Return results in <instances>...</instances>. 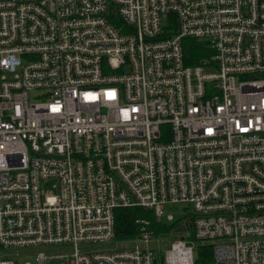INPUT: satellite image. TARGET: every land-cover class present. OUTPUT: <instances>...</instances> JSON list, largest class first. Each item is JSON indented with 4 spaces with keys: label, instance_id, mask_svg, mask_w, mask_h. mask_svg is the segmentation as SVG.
<instances>
[{
    "label": "built area",
    "instance_id": "built-area-1",
    "mask_svg": "<svg viewBox=\"0 0 264 264\" xmlns=\"http://www.w3.org/2000/svg\"><path fill=\"white\" fill-rule=\"evenodd\" d=\"M169 203V236L141 219L134 248H81L116 240V209L161 223ZM43 244L73 246L62 264H195L199 245L264 264V0H0V251Z\"/></svg>",
    "mask_w": 264,
    "mask_h": 264
},
{
    "label": "trees",
    "instance_id": "trees-1",
    "mask_svg": "<svg viewBox=\"0 0 264 264\" xmlns=\"http://www.w3.org/2000/svg\"><path fill=\"white\" fill-rule=\"evenodd\" d=\"M183 50L185 52V63L188 65L201 63L208 53L202 42L191 37L184 39ZM115 211L116 226L114 239L118 241L134 239L138 234V224H136V221L141 219H147L157 235L163 234L169 236L181 227V223L175 220L170 223H158L153 212L144 208H118ZM188 224L187 226L189 227ZM190 238H194L191 232ZM196 250L197 257L195 264H211L212 249L209 245H199Z\"/></svg>",
    "mask_w": 264,
    "mask_h": 264
},
{
    "label": "rangeland",
    "instance_id": "rangeland-1",
    "mask_svg": "<svg viewBox=\"0 0 264 264\" xmlns=\"http://www.w3.org/2000/svg\"><path fill=\"white\" fill-rule=\"evenodd\" d=\"M164 222H166V216L171 214L175 221H178L186 215V209L180 204H168L164 206ZM178 235L170 236V238L163 240L162 242H152L151 247H158L159 244L169 245L170 242L179 238ZM139 243L135 241H118L114 240L110 243H100V244H85L81 245L82 249L86 247L100 249V250H128L138 246ZM73 251V246L71 245H37L29 248H15L8 249L5 251H0V254H5L8 258L13 259L17 263L21 264H62L65 259L62 256H67ZM44 254L48 259L44 260L43 263H39L38 256Z\"/></svg>",
    "mask_w": 264,
    "mask_h": 264
},
{
    "label": "water",
    "instance_id": "water-1",
    "mask_svg": "<svg viewBox=\"0 0 264 264\" xmlns=\"http://www.w3.org/2000/svg\"><path fill=\"white\" fill-rule=\"evenodd\" d=\"M181 231H184V230H181Z\"/></svg>",
    "mask_w": 264,
    "mask_h": 264
}]
</instances>
